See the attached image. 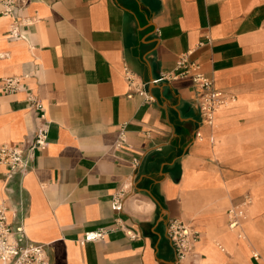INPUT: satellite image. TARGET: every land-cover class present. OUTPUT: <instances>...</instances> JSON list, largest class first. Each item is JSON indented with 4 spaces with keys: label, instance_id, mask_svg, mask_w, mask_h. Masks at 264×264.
<instances>
[{
    "label": "crops",
    "instance_id": "crops-1",
    "mask_svg": "<svg viewBox=\"0 0 264 264\" xmlns=\"http://www.w3.org/2000/svg\"><path fill=\"white\" fill-rule=\"evenodd\" d=\"M2 9L0 145L26 146L44 123L30 93L50 126L29 170L0 164V204L47 244L51 264H178L172 217L200 232L185 264H264V0H30ZM15 17L23 37L11 35ZM184 52L235 97L211 124L191 77L155 81ZM126 68L153 100L131 89ZM9 76L22 84L5 94ZM124 185L132 194L118 212L112 194ZM247 196L230 228L229 209ZM99 228L110 230L103 240L82 241Z\"/></svg>",
    "mask_w": 264,
    "mask_h": 264
},
{
    "label": "built area",
    "instance_id": "built-area-1",
    "mask_svg": "<svg viewBox=\"0 0 264 264\" xmlns=\"http://www.w3.org/2000/svg\"><path fill=\"white\" fill-rule=\"evenodd\" d=\"M30 0H0L3 5L2 14H12L14 9L22 10L27 7ZM20 18L15 17L11 35L14 38L23 37L20 29ZM190 52L181 53L177 59L173 70L162 72L158 79H176L179 77H191L198 94V103L201 112L202 122L211 124L214 121L216 111L223 105L235 100V97L226 96L225 92L216 88L213 78L200 68L196 60H192ZM126 76L132 90L137 91L145 97V100H153L152 94L145 89V83L131 69L126 68ZM22 78L9 76L4 78V93L11 94L21 88ZM30 108H33L44 123L35 130L32 141L26 145L2 144L0 145V164L7 167L8 173L26 172L30 169L38 150H43L48 145V133L50 122L45 116V106L41 99L33 93L27 97ZM125 130L120 128L117 146L124 142ZM132 193L128 190V185L112 194V206L114 210L120 212L124 209V204L128 196ZM251 198L247 196L238 205L232 206L228 211V226L237 228L241 224L246 213V206L250 204ZM8 206L0 204V264H51L45 243L31 240L25 229L24 219L12 223L8 217ZM117 226L124 229L131 238H137L138 233L124 226L119 218L116 219ZM110 230L99 228L86 231L82 241L103 240ZM167 233L171 239L177 255L178 264H185L189 257L195 252V247L200 239V232L179 217H172L168 222ZM254 257L258 258V252H254Z\"/></svg>",
    "mask_w": 264,
    "mask_h": 264
}]
</instances>
